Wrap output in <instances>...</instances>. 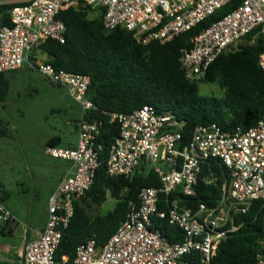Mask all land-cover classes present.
Instances as JSON below:
<instances>
[{"label": "built area", "instance_id": "built-area-1", "mask_svg": "<svg viewBox=\"0 0 264 264\" xmlns=\"http://www.w3.org/2000/svg\"><path fill=\"white\" fill-rule=\"evenodd\" d=\"M84 1L94 11H105L106 30L125 28L139 44L148 45L173 41L235 0ZM79 4L80 0H32L12 8L10 25L3 24L0 13V73L27 65L66 89L83 110L77 146H47L45 150L49 157L69 161L73 168L49 199L44 231L25 243L21 264H185L183 260L193 254L203 264H211L221 243L239 231L235 217L246 214L253 202L264 201V119L233 131L218 124L199 126L187 146L179 149L185 123L171 111L159 112L149 105L131 114L110 115L111 121L119 124L120 133L111 147L107 172L112 177L129 178L152 170L160 186L141 189L138 201L129 203L124 222L107 244L98 246L89 239L78 246L71 263L68 256L57 259L63 231L75 214V202L95 182L101 124L84 116L96 110L87 98L90 76L57 71L47 60L38 62L31 54L49 39L66 43L67 28L59 16ZM254 32L252 43L258 34H264V0H242L237 9L196 36L191 49L182 50V68L193 80L203 78L221 55L234 51ZM259 64L264 70V52ZM209 160L229 175L221 184L219 202L213 207L200 204L195 210L183 206L174 195L196 196L203 166ZM215 181L213 176L208 178L209 184ZM158 220L178 229L179 238H167L156 227ZM0 222H17L1 191ZM257 264H264V258Z\"/></svg>", "mask_w": 264, "mask_h": 264}, {"label": "trees", "instance_id": "trees-1", "mask_svg": "<svg viewBox=\"0 0 264 264\" xmlns=\"http://www.w3.org/2000/svg\"><path fill=\"white\" fill-rule=\"evenodd\" d=\"M241 2L229 3L202 24L167 44H139L133 34L122 27L106 30L105 11L100 10L99 15L94 16V10L84 0L60 14L67 28L66 43L49 39L41 42L37 49L47 55V62L57 71L90 76L87 98L96 110H90L84 116L87 121L101 124L96 141L101 151L95 182L90 191L75 202L74 217L63 231L57 251L59 261L68 256L71 263L78 246L89 239H94L98 246L107 244L124 222L129 203L138 201L141 189L160 186V179L152 170L129 178L108 174L107 160L120 133V126L111 121V114H131L146 105L159 112L171 111L185 123L179 149L187 146L199 126L218 124L233 131L243 128L248 112L257 115L250 126L264 119V70L259 64V57L264 52V34H258L253 43L256 32L248 35L238 49L221 55L203 78L193 80L181 64L182 50L191 49L196 36L237 9ZM15 6H0L3 24H11L10 11ZM8 75L0 73V101L10 90ZM201 81L219 83L224 95H201ZM0 136H8L1 121ZM60 141L59 136L53 137L47 146H57L55 142ZM210 176L215 178L214 183H208ZM228 179L225 169L209 160L203 166L196 196L176 194L173 198H179L183 206L194 210L200 204L213 207L219 202L221 184ZM3 193L6 199L7 194ZM108 195L116 201L114 210L106 215H93L92 212L108 200ZM235 221L239 231L221 243L211 264H257L259 258H264V201L253 202L249 211L235 217ZM156 227L161 228L171 241L179 238L178 229L168 227L165 220H158ZM183 261L185 264H203L197 254ZM0 264L21 263L17 260Z\"/></svg>", "mask_w": 264, "mask_h": 264}, {"label": "rangeland", "instance_id": "rangeland-1", "mask_svg": "<svg viewBox=\"0 0 264 264\" xmlns=\"http://www.w3.org/2000/svg\"><path fill=\"white\" fill-rule=\"evenodd\" d=\"M99 13L96 10L93 15ZM31 55L38 62L48 58L38 49ZM24 67L8 75L10 90L0 101V121L8 131L7 137L0 136V191L7 193L5 206L16 209L24 218L9 224L13 227L11 233L0 232V251L7 259L18 253L28 228L35 229L45 223L51 186L57 179L59 163L63 164L46 154L48 141L60 136L59 147L72 142L76 136L75 124L83 112L66 89L27 65ZM199 90L201 95H224L217 82L201 81ZM115 205L116 201L108 195V200L92 214L106 215Z\"/></svg>", "mask_w": 264, "mask_h": 264}, {"label": "crops", "instance_id": "crops-1", "mask_svg": "<svg viewBox=\"0 0 264 264\" xmlns=\"http://www.w3.org/2000/svg\"><path fill=\"white\" fill-rule=\"evenodd\" d=\"M46 60H48V58ZM23 69H25V67H23V68H21L19 70H23ZM11 73H13V72H11ZM11 73H9V74H11ZM81 118H82V116L80 117L79 121L81 120ZM79 121L75 124L76 136H75L74 140L72 142H70L67 146L60 147V148H74V147L77 146L78 141H79V133H78V126L77 125H78ZM55 144L59 147L60 144H62V138H61V141L59 143H56L55 142ZM46 148H47V146H46ZM55 160H57V159H55ZM57 161H63L62 162L63 164L59 163L60 165L58 166L59 168L57 170V179L55 180V182L51 186V195H50V197L52 196V194L59 187V185H60L63 177L66 176L72 170V168H73L72 163H70L69 161H64V160H57ZM6 208L11 212V214L16 218V220L19 221L20 218H21L20 220L24 219L23 216H22V214L19 211H17L16 209H14V208H12L10 206H7V204H6ZM48 215H49V213H48V209H47L45 211V223H43V225H41L39 227H35V229H31V228H28L27 229L26 239L23 242V244L20 246V248L18 250V253L15 255L14 258H8V259L7 258H4L3 255H2V253H1V251H0V262L14 263V262H16L18 260L19 263H21V254H22V251H23V248H24L25 243L26 242H31V241L36 240L37 238H39L40 234L44 231V229L46 227V223H47V220H48ZM0 224H1L0 225V232L1 231H5L6 233H8L9 230H13V227L9 226V224H5V223H1V222H0ZM6 226H7V228H6Z\"/></svg>", "mask_w": 264, "mask_h": 264}, {"label": "water", "instance_id": "water-1", "mask_svg": "<svg viewBox=\"0 0 264 264\" xmlns=\"http://www.w3.org/2000/svg\"><path fill=\"white\" fill-rule=\"evenodd\" d=\"M30 1L32 0H0V6L25 4V3H29ZM256 119H257V115L253 114L252 112H248L245 115L243 127L244 128L249 127L252 124V122Z\"/></svg>", "mask_w": 264, "mask_h": 264}]
</instances>
